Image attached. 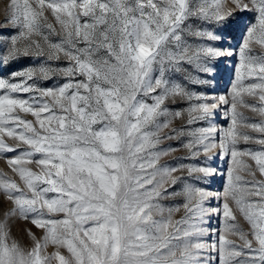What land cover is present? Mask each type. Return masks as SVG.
I'll return each mask as SVG.
<instances>
[{"label":"snow or ice","instance_id":"1","mask_svg":"<svg viewBox=\"0 0 264 264\" xmlns=\"http://www.w3.org/2000/svg\"><path fill=\"white\" fill-rule=\"evenodd\" d=\"M46 10L59 30L47 22ZM236 11L254 12L256 22L244 34L230 92L215 96L192 91L189 84L214 83V61L236 55L231 48L208 43L223 37L202 25H225ZM81 17L87 19L82 22ZM53 34L59 39L52 40ZM0 45L5 64L21 56L43 58L38 67L0 78V153L19 149L7 163L23 182L21 187L0 175V191L13 205L0 222V264H209V251L219 252L220 264H264V179H255L257 171L264 177V0H230L228 8L220 0L211 5L207 0H38L35 7L29 0H9L0 22ZM254 45L261 54L254 53ZM60 60L66 65L52 66ZM54 75L65 82L49 88L35 83L37 77ZM245 75L258 82L245 84ZM15 93L30 95L25 99ZM169 102L186 106L173 109ZM221 105L229 106L227 128H191L211 121ZM238 108L250 109L259 120ZM5 136L16 144L7 143ZM164 140L178 141L191 159L203 153L210 160L218 148L221 158L230 153L238 166L228 169L218 248L203 237L216 233L205 225L221 209L207 207L206 201L220 194L174 175L187 172L207 182L215 169L207 163L160 164L162 156L178 150L157 149ZM241 142L262 148L241 149ZM240 157H248L255 167ZM33 164L38 171L28 167ZM241 170L253 178L234 176ZM181 181L180 191L159 190ZM164 194L184 198L186 215L175 224L187 227L153 217L154 211L163 212L153 197ZM168 211L171 215L174 209ZM235 211L250 226L248 231L234 222ZM14 215L44 230L40 240L33 236L30 251L8 242L6 221ZM226 233L242 243L228 240ZM49 243L57 250L42 254Z\"/></svg>","mask_w":264,"mask_h":264},{"label":"rangeland","instance_id":"2","mask_svg":"<svg viewBox=\"0 0 264 264\" xmlns=\"http://www.w3.org/2000/svg\"><path fill=\"white\" fill-rule=\"evenodd\" d=\"M9 0H0V22L4 21V9L5 6ZM30 3L33 4L35 7L36 3L38 0H29ZM208 4L211 5L214 0H207ZM221 3H223L225 8L229 7L230 0H220ZM255 13L254 12H249V11H244V12H239L236 11L233 15V17L230 19L228 23L225 25H218V24H204L202 25L204 28H206L209 31H214L217 34L221 35L223 39L218 42H208V43H213L216 47L220 48H231L236 55H233L232 57H222L217 59L216 61L213 62V67H214V74L210 79L214 81V83L209 84V85H192L189 84L188 87L192 91H197V92H206L210 95H228L232 88V84L235 80L236 76V67L239 64V48L240 45L244 39V34L247 31V27L250 26L251 24H254L256 22L255 20ZM45 17H47V22L52 23L54 27L59 30V25L56 23L55 18L52 16L50 10L45 11ZM85 17H81V21L83 22ZM43 20V18H41ZM8 33H4V35H7ZM50 38L52 40H58L59 37L57 35H51ZM191 39V38H189ZM253 51L256 54H261V49L259 46L254 45L253 46ZM3 52V45H0V53ZM43 62V58H34V57H19L17 59L9 61L7 64H5L2 60H0V78H11L10 73L15 72V71H21L30 67H38L41 63ZM52 66H65L66 61L65 60H60L58 62H51ZM243 71V70H242ZM153 75H158V73H153ZM175 79L179 80L180 77L176 76L174 77ZM202 78H208V77H202ZM20 79V78H17ZM29 83H32L33 81H28ZM65 82V78L60 76V75H54L51 76L48 79H43L37 77L35 80V83H37L40 87H57L59 85H62ZM258 82L257 77H248L245 75V80L244 83H254ZM258 91V90H257ZM0 94H3V90H0ZM14 96H19L22 98L27 99L30 94L28 93H15L13 94ZM148 103H151L152 101L150 99H147ZM246 100H249V102H257L258 101H253L251 97L245 96ZM186 105L183 103H178L176 105H172L171 102H169V107L176 109V108H183ZM227 105H221L217 110L214 118L211 121H200L196 122L193 125H191V128L195 129L197 127H208L209 125L216 127L217 129L220 128H227L230 123V119L225 117V112L228 111ZM238 111L242 112L245 116L250 117L252 120H259V117L256 116L251 112L250 109L246 108H238ZM57 112H59V109H57ZM17 114H19L21 117L32 120L35 122V118L32 117L30 114H25V113H20L19 110H17ZM11 124L12 122L9 121ZM180 121H174L173 126H179ZM39 126L37 125V128ZM242 131H249V129H241ZM168 129H165L164 132H167ZM253 135H259L258 133H252ZM5 141L9 143L10 145H15L16 141H14L11 138L4 137ZM185 142L187 141V137L184 138ZM220 139V133L216 132L215 133V141L219 142ZM169 146L172 148L178 149L177 151L171 152L168 155L162 156L160 158L159 163L160 164H167L169 167H176L180 164L188 165V164H195V165H202L204 163H207L208 166L212 167L215 169L214 175L210 176L207 178V182L204 181H196L190 177H188L187 172H177L174 173V175H180L184 176L185 180L187 182L195 184L197 187H202L205 188L207 191L212 192V193H219L220 197L219 199L216 198V196H213L210 198V200L206 201V206L207 207H212V208H220L221 213L220 215H217L213 213L210 217L209 223L205 225L209 229H215L216 233L206 235L203 237V240L206 241L208 244H211L213 241L216 242L217 248L219 246V235L221 231L224 229V217L222 214V205L224 202V197H223V192L224 188L227 184L228 181V169L229 167H233L234 169H237L238 166L232 163V158L230 153L228 155H225L223 158H221V155L219 154V149H214L212 151L211 159L205 161L204 154L201 153L200 156H198L195 159L189 158V153L186 149L180 146V143L176 140H164L160 145L157 146V149H166ZM239 148H252L253 150H260L262 148L261 145L256 144L254 142H250L248 144H244L241 142L238 145ZM21 148H27L26 145H21ZM19 152V149L17 152H6V153H0V175L15 180L18 184L23 187V182L20 181L18 174L13 173L11 170V167L8 165L7 160L14 158ZM143 155V154H141ZM238 159L243 160L245 163H248L251 165L253 168L255 167V162L251 161L248 157H240ZM28 167H31L33 171H38L37 167L33 165H28ZM150 171V170H149ZM239 175L242 180H251L253 177L248 175L247 172L245 171H234V176ZM159 176L156 177V180H159ZM256 180H262L264 177H261L259 175V172H256L255 176ZM184 181H181L177 183L175 186H171L169 184H164L161 189L167 188L168 192H173V191H180L183 187ZM146 187L150 188V185H146ZM49 196L55 195V194H48ZM153 203L159 204L163 208L162 213H157L154 211L153 217L155 219L163 220V221H168L169 219L172 222V225H175V227L179 228H185L187 225L180 224L176 225L175 222L181 220L182 218L185 217L186 213L183 208L184 204V198L182 196H169L167 194H164L160 197H153ZM230 205H231V201ZM233 208L235 207L232 205ZM13 207L11 201L7 200V197L3 194L2 191H0V222H5V217H4V212L9 211ZM168 209H174V211L171 212V215H169ZM175 209H179L178 211ZM235 223L243 228L245 231H248L250 226L247 224V222L244 220L242 215L238 212L235 211ZM231 223V222H230ZM6 230L9 233V238L8 242L11 243L12 241H15L18 243L20 248L24 250L25 252L30 251L31 248L34 247L35 245V240H33V236L36 238V240H40L43 235H44V230L35 227L34 225L31 224L30 219L26 220L18 215L10 216L7 221H6ZM173 228L170 226L169 231H172ZM29 232L31 235H29ZM226 238L228 240L233 241L235 244L240 245L242 242L239 240V237L237 235H233L231 233H226ZM57 248L56 246L52 245L51 243L48 244L47 248H44L42 250V254H51L52 252L56 251ZM59 251L61 254L68 256L69 254L67 253V250L63 247L59 248ZM205 255H208L211 257L209 264H220V257H219V252L218 251H209L206 252ZM53 264H56L55 260H53Z\"/></svg>","mask_w":264,"mask_h":264}]
</instances>
